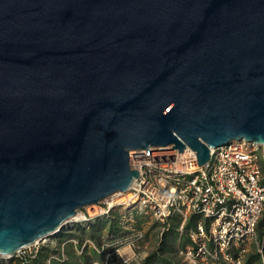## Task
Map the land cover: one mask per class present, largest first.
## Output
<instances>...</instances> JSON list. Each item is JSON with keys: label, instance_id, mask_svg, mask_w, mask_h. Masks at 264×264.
<instances>
[{"label": "water", "instance_id": "95a60500", "mask_svg": "<svg viewBox=\"0 0 264 264\" xmlns=\"http://www.w3.org/2000/svg\"><path fill=\"white\" fill-rule=\"evenodd\" d=\"M264 145V0H0V255L129 188V153Z\"/></svg>", "mask_w": 264, "mask_h": 264}, {"label": "built area", "instance_id": "2783aa9c", "mask_svg": "<svg viewBox=\"0 0 264 264\" xmlns=\"http://www.w3.org/2000/svg\"><path fill=\"white\" fill-rule=\"evenodd\" d=\"M147 151L129 153L131 166L139 170L137 189L87 206L83 220H109L115 209H121L125 220L132 215L148 216L165 229L175 219L182 230L195 219L187 232L188 243L178 251L183 263L246 264L247 242L264 214V145L231 141L213 148L210 160L199 168L189 163L196 156L190 149L178 152L168 146ZM133 237L141 235L135 232ZM115 240V236L105 240L101 252L115 247ZM263 251L259 249L262 264ZM116 252L122 264L143 260L131 243ZM39 253L38 242L12 255H0V264H11L13 259V264H35Z\"/></svg>", "mask_w": 264, "mask_h": 264}, {"label": "rangeland", "instance_id": "374dc122", "mask_svg": "<svg viewBox=\"0 0 264 264\" xmlns=\"http://www.w3.org/2000/svg\"><path fill=\"white\" fill-rule=\"evenodd\" d=\"M87 213V208L78 210L77 215ZM123 217L121 209H115L109 220L95 217L91 220L77 219L67 222L62 230L39 242L40 253L35 264H122L117 257V249H123L131 243L136 255L143 260L131 264H168L163 257L151 259L155 254H164L176 264H185L178 256V251L188 243L187 232L193 226L189 220L180 230V222L172 219L164 227L148 216L132 215ZM125 220V221H123ZM140 233L141 238L133 237ZM115 236L118 244L101 252L102 243ZM131 238V239H130ZM246 264H262L259 249L264 248V214L255 235L247 242ZM264 252V251H263ZM108 254H111L108 256ZM141 258V257H140ZM14 260V259H13ZM10 263L13 264L14 261Z\"/></svg>", "mask_w": 264, "mask_h": 264}, {"label": "trees", "instance_id": "16d2710c", "mask_svg": "<svg viewBox=\"0 0 264 264\" xmlns=\"http://www.w3.org/2000/svg\"><path fill=\"white\" fill-rule=\"evenodd\" d=\"M194 221H195V219H191V221H190V224H194ZM157 257H163V260L165 261V262H167L168 264H176V263H174V261H172L171 260V258H166V257H164V254H163V252L161 251V253H159V254H155V255H153L152 257H151V259H149L150 261L151 260H153V258H157ZM84 260H85V264H87V258L86 257H84ZM57 264V263H56Z\"/></svg>", "mask_w": 264, "mask_h": 264}, {"label": "bare ground", "instance_id": "6f19581e", "mask_svg": "<svg viewBox=\"0 0 264 264\" xmlns=\"http://www.w3.org/2000/svg\"><path fill=\"white\" fill-rule=\"evenodd\" d=\"M186 150V152L189 150V148H186L185 149ZM77 219H84V216H82V215H76L74 218H72L69 222L70 223H72V221H74V220H77Z\"/></svg>", "mask_w": 264, "mask_h": 264}]
</instances>
